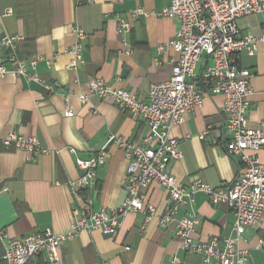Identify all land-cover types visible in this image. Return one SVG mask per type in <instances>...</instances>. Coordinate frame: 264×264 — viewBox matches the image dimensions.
<instances>
[{"label":"crops","instance_id":"crops-1","mask_svg":"<svg viewBox=\"0 0 264 264\" xmlns=\"http://www.w3.org/2000/svg\"><path fill=\"white\" fill-rule=\"evenodd\" d=\"M169 2L0 0V38L20 35L18 56L39 58L35 72L52 87L48 91L44 85L21 76L0 77V136L10 131L33 135L48 149L28 159L23 151L0 141V231L8 238L46 228L54 233L67 231L71 209L76 205L67 183L81 173L75 158H90L102 148L104 163L97 168L95 185L89 191L92 207L110 210L119 205L125 195L128 159L122 148L107 140L114 135L140 142L148 128L140 115L118 109L109 98L94 96L89 83L94 78L103 79L143 100L150 83L169 77L174 52L157 53L159 44L169 41L178 26L175 19L158 15ZM137 7L145 16H130ZM118 18L131 24L124 40L116 33ZM71 25L86 32L83 62L74 69L67 68L73 60L69 49L75 42ZM239 31L241 35L263 34L264 12L240 19ZM238 64L252 74L247 125L260 127L264 133V46L259 45L252 56L239 53ZM78 95H86L87 100L82 102ZM66 104L72 108V116L63 115ZM222 104L221 95H205L201 107L185 112L172 127L171 135L179 140L177 148L182 156L169 161L168 168L177 181L186 184L198 177L211 187L223 188L235 179L241 168L238 157L198 138L206 126L212 129L210 135L222 129ZM255 154L264 162V149ZM144 194L146 202L161 213L168 201L166 191L152 183ZM190 211L194 213L193 236L201 240L228 234L234 220L233 212L224 204H212L202 193H196L193 203L181 209L178 216ZM117 231L115 236L98 230L82 231L59 248L57 262L36 255L27 264H169L174 258L178 264H202L200 255L180 250L174 224L162 227L156 218L146 222L144 212L127 213ZM261 241L264 243V212L237 242L250 254L247 264H264ZM3 250L0 240L1 264Z\"/></svg>","mask_w":264,"mask_h":264},{"label":"built area","instance_id":"built-area-1","mask_svg":"<svg viewBox=\"0 0 264 264\" xmlns=\"http://www.w3.org/2000/svg\"><path fill=\"white\" fill-rule=\"evenodd\" d=\"M264 12V0H170L158 15L178 22L173 37L159 44L157 53L166 50L174 52L170 59L172 70L163 81L149 84L145 99H137L127 89L107 84L103 79L94 78L89 89L94 96L109 98L120 110L138 114L148 130L140 142H132L111 135L108 142L122 148L128 159L126 168L125 195L117 207L93 209V198L89 191L96 182L97 168L104 163L102 148L96 155L75 158L80 175L67 183L76 199L71 209L70 228L54 233L50 228L33 232L23 237L8 238L0 231L3 242V264H27L36 255H43L47 262L59 260V248L82 231L98 230L105 235L115 236L122 218L127 213L144 212L145 221L156 218L162 227L175 225V236L180 241V250L201 256L202 264H247L248 250L238 247L237 242L248 227H253L264 212V162L255 152L264 149V133L260 127L247 125L250 106L251 72L238 64V55L245 52L252 56L259 45L264 46V33L244 34L239 31L240 19ZM144 15L137 7L130 16ZM128 19L118 18L116 33L124 40L130 31ZM75 37L69 52L73 56L68 69L83 62V41L85 30L71 25ZM20 35H4L0 38V77L21 76L26 81H35L52 91L50 84L35 72L37 57L23 59L18 56L17 45ZM202 57L205 61L202 62ZM49 64V62L47 61ZM120 80V77L116 78ZM205 95H221V112L225 121L216 135H210L211 127L206 126L198 138L210 145H220L230 156H237L241 168L235 179L226 187L214 188L198 177H192L184 184L176 180L168 168L169 161L181 159L179 140L171 135L185 112L201 107ZM82 102L86 95H78ZM64 116L73 115L66 104ZM209 136V138H208ZM5 146L13 145L23 151L28 159L48 149L40 145L33 135L10 131L0 136ZM74 152L73 149H71ZM156 183L168 195V201L161 213L146 202L144 189ZM6 190V188H4ZM196 193L204 194L212 204H224L233 212L234 220L228 234L215 235L208 240L197 239L194 233V213L178 212L192 204ZM259 247L264 248L261 241ZM169 264H178L176 258Z\"/></svg>","mask_w":264,"mask_h":264},{"label":"water","instance_id":"water-1","mask_svg":"<svg viewBox=\"0 0 264 264\" xmlns=\"http://www.w3.org/2000/svg\"><path fill=\"white\" fill-rule=\"evenodd\" d=\"M124 72H125V71H123V73H124ZM123 73H122V74H123ZM0 264H1V262H0Z\"/></svg>","mask_w":264,"mask_h":264},{"label":"trees","instance_id":"trees-1","mask_svg":"<svg viewBox=\"0 0 264 264\" xmlns=\"http://www.w3.org/2000/svg\"><path fill=\"white\" fill-rule=\"evenodd\" d=\"M1 261V260H0Z\"/></svg>","mask_w":264,"mask_h":264}]
</instances>
